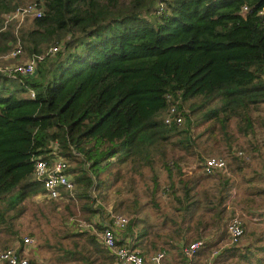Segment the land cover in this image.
Masks as SVG:
<instances>
[{
  "label": "trees",
  "instance_id": "1",
  "mask_svg": "<svg viewBox=\"0 0 264 264\" xmlns=\"http://www.w3.org/2000/svg\"><path fill=\"white\" fill-rule=\"evenodd\" d=\"M31 4L41 18L6 24L7 15ZM0 31V58L19 44L21 60L37 61L32 77L0 72V219L7 208L19 215L17 204L43 192L34 180L36 160L52 162L55 151L77 188L74 197L63 193L65 220L112 221L115 214L106 215L103 203L106 189L126 178L122 166L141 174L156 161L171 183L179 179L169 193L184 219L183 212L197 210L200 176L227 179L205 172L207 157L223 145L235 162L242 157L231 123L241 135L256 138L257 128L264 135V116L251 114L264 104V0H0ZM173 108L176 119L192 121L183 128L166 124ZM193 127L200 130L197 140L190 138ZM172 137L177 144L170 147ZM189 158L198 163L192 174L183 171ZM154 184L155 196L160 185ZM206 210L213 222L226 211L219 204ZM161 219L173 225L166 237L182 234L174 218ZM140 223L130 219L125 229L132 248L157 250L163 235L145 243L147 233L135 232ZM72 235L87 245L65 250L66 260L93 264L101 254L114 262L96 236Z\"/></svg>",
  "mask_w": 264,
  "mask_h": 264
},
{
  "label": "rangeland",
  "instance_id": "2",
  "mask_svg": "<svg viewBox=\"0 0 264 264\" xmlns=\"http://www.w3.org/2000/svg\"><path fill=\"white\" fill-rule=\"evenodd\" d=\"M32 19L33 18H30L28 20ZM27 21L24 25L27 24ZM27 61V59L21 60V58H19L15 61V63H27ZM9 63L11 62L0 60V69H3ZM0 72L2 71L0 70ZM9 85L12 86L11 83H9ZM200 104H202V101H200ZM187 112L189 111L187 110ZM251 114L254 118L264 116V104L261 106L260 111H251ZM183 118L184 124L186 123V119L192 121L191 116H185ZM184 124L180 126V128H183L185 126ZM230 127L234 136L237 138L234 146L235 150H242L245 153L243 154L242 157L244 158L243 160H240L239 165L235 161L233 165L231 164V167L228 168V173L226 172V175L236 179V189L237 185H249L250 191L254 192L252 200L262 198L264 197V135H262L258 128L256 138H253L251 135H241L237 130L236 122H232ZM199 133V129H196L195 127L191 128L190 138L192 140H197ZM176 142L177 138L172 137L169 142V146L171 147V145L173 146L177 144ZM220 148L221 149L215 150L210 157L224 158V155H227V148L225 145ZM248 156L251 159L247 160ZM229 158L230 157L227 158V164L230 162ZM196 161L197 160L195 159L189 158L188 163L184 165L183 171L185 172L192 168V170H195L198 165V163L196 164ZM75 166V163L70 162V168ZM122 173L126 176V178L122 179L116 186H111L106 189L107 198L103 203V206L106 209L105 214L108 215V213H113L115 215H125L132 221L138 218L141 222L139 224L138 232L141 230L147 233L145 235V243L148 242L150 236H155L158 233L164 234V232H166V235L171 234L167 231H171L168 226L172 225L163 226L162 224L164 221L161 218L165 215L171 217V214L174 218L175 213V216L179 219L180 217L182 218V212L176 211V208L174 207L175 200L173 201L170 199L168 201L164 197V194H168L170 192V184L173 181H171L168 171L163 169L159 165V162L156 161V164L154 165L145 166L141 174L138 172L135 173L132 170L131 165L126 163L122 166ZM215 177L217 176H213V178L204 177L206 183L202 180V186L205 187L206 184L212 185V179ZM177 180L178 178L175 177L174 182L176 183ZM155 181H157V187L160 185V189H158L159 191L154 196L153 188L155 189ZM203 187L198 189V194L203 190ZM36 189H40V192L43 191V187L40 184H36ZM76 190L77 188L75 189V194ZM91 193L94 198L99 197L95 190H92ZM243 197L244 196H242V194L237 196L238 206L243 205ZM97 200V204L102 201V199L98 198ZM64 202L66 201L53 203L51 201L49 202L47 199H41L40 196H35L17 204L18 210L20 211L19 215H17L11 208H7L5 216L0 219V250H4L6 246L11 247L16 241L29 236L37 239L39 246V258H43L44 264H76L71 259L66 260L63 257L64 252L65 250L76 252L74 250V245L78 242L79 244L87 245V241L86 238L79 240V237L72 235L78 232V227L75 228V225L72 224L71 220L70 222L69 220H65ZM133 202L135 205H133ZM136 202L138 203V206L136 205ZM250 203L254 205L253 201H250ZM122 204L124 205L121 206ZM212 207L213 198L212 196H208L206 198L205 205L198 206L195 213L188 214L185 219H182V221L189 222V224H191L196 213L198 218L202 214L206 217V215H209L211 212L206 209ZM263 207L264 200L261 201V208ZM138 211L139 214L137 213ZM226 215L228 214H225L224 216ZM166 235H163L162 239L165 240ZM127 236L129 235L127 234ZM191 239H194L193 232L189 234L188 242H191ZM162 242L165 243L166 240ZM162 242H159V245H162ZM90 250L93 251L92 248H90ZM108 257L111 256L109 255ZM59 258H63V261L58 262ZM91 261H93V264L108 263L106 256L101 254H95L92 256ZM31 262L34 264H40L35 259H32ZM80 264L86 263L80 262Z\"/></svg>",
  "mask_w": 264,
  "mask_h": 264
},
{
  "label": "built area",
  "instance_id": "3",
  "mask_svg": "<svg viewBox=\"0 0 264 264\" xmlns=\"http://www.w3.org/2000/svg\"><path fill=\"white\" fill-rule=\"evenodd\" d=\"M161 8L163 10V6ZM244 11L247 12L248 8L244 7ZM41 17L42 10L39 9L37 4H31L18 9L7 15L5 18L6 24L11 21H16L21 25L30 18ZM58 50L59 48L56 47L52 48L50 52L56 53ZM22 54V49L18 44L14 51L0 58L6 62H11L3 69H0L2 73L14 78L20 75L25 77L34 76L37 72L36 60H28L27 63H15ZM39 59L42 60L43 57H40ZM32 97H35L34 92H32ZM176 113V108H173L165 119L166 124L171 125L174 121L178 127L184 124V118L182 116L177 119L175 118ZM53 154L56 155V157L52 162L41 158L36 160L34 180L41 183L43 186V192L39 195L41 198L43 197L42 199H47L49 202H68L70 196L74 197V178L67 172V169L69 168L68 162L59 157L56 154V151L53 152ZM239 155L243 156L242 153H239ZM204 167L205 172L209 175H213L216 172H225L228 169L225 158L221 157L207 158ZM63 193H68L69 197L63 195ZM71 222L78 227L77 229L80 232L88 233L97 237L98 242L114 258L112 264H164L166 256L164 252L150 256L144 255L140 250L132 248L133 242L131 238H123L118 235L127 228L130 222V219L125 215H113L112 221L98 219L88 223L81 219H71ZM226 232L228 241L223 248L240 245L245 236L243 220L240 217L234 218L227 225ZM205 243L206 240H198L184 249L185 256L190 262H192L200 250L205 247ZM218 254L219 252L215 253V255ZM32 259H35L41 264L38 241L29 236L16 241L8 249L0 250V264H31Z\"/></svg>",
  "mask_w": 264,
  "mask_h": 264
},
{
  "label": "crops",
  "instance_id": "4",
  "mask_svg": "<svg viewBox=\"0 0 264 264\" xmlns=\"http://www.w3.org/2000/svg\"><path fill=\"white\" fill-rule=\"evenodd\" d=\"M235 151L239 153L243 152V154L245 153L242 150ZM228 157H230V162H228L227 164L229 168L231 167V164H234V160L232 159V156H229V154L227 153V155H224L226 162L228 161ZM243 158L244 157H240L239 161L236 163L239 165L240 160H243ZM249 159L251 158H249L248 156L247 160ZM226 171L228 173V169ZM226 171L223 172V174L227 176V179L229 180L228 183H225L227 179H223L220 178V176H217L212 179L213 186L210 184H206V186L203 187L202 180L204 181V183H206L204 177L200 176L198 178V189L203 187V190L199 193L200 199L198 200V206L206 204V195L212 196L213 208H217L219 204L221 206V209L226 210L223 215L220 214L222 216L221 218H218L216 222H213L210 218V215H206L205 219H202L201 222L196 216V213L193 217V221L191 222V224H189V222L182 221L183 217L177 219L174 213V219L178 224L175 228L178 230H182V234L179 237H166L165 243L162 241H158L156 243L157 250L152 247H150L149 252L144 251L142 248L136 249L140 250L144 255L149 256L164 252L166 254L164 264H264V207L261 208V201L264 200V197L252 200L254 192L250 191V186H247L246 184L237 185L236 189V179L231 178V176L229 175H226ZM188 174H192V171L189 170ZM211 177L213 178V176ZM178 185L179 179L176 181V183H171L170 187H177ZM224 190H226V192H224ZM239 194H242V196H244V199L242 201L243 205L241 206H238L237 203V196ZM39 195L40 193L37 196ZM227 195L228 198L226 197ZM164 197L169 201L170 193L164 194ZM222 197H224L225 200L221 202ZM250 201H253L254 205L251 204ZM214 211L218 214L216 210ZM225 214L228 215L224 216ZM235 216L240 217L243 220L245 226V236L240 245L223 248V246L228 241L226 232L227 225ZM171 218H173L172 214ZM185 218L186 216H184V219ZM222 218H224L223 221ZM168 225H171V223H167L166 226ZM168 227L170 230L173 229V225ZM75 228L77 227L75 226ZM135 232L138 233V229H136ZM167 232L171 233L172 231ZM191 232H193L194 239H191V242H188L189 234ZM126 233L127 230H124L118 235L120 237L126 238L128 237ZM162 235H166V232H164V234ZM136 237L138 236L136 235L135 238ZM200 239L206 240V245L200 250L196 258H194V260L190 262L183 253L184 249L187 247L186 244L196 242V240L198 241ZM132 242L134 243V240H132ZM159 242H162L163 244L159 245ZM168 244H172L173 246H170ZM216 252H219V254L215 255ZM40 259L41 264H44L43 258L40 257Z\"/></svg>",
  "mask_w": 264,
  "mask_h": 264
}]
</instances>
